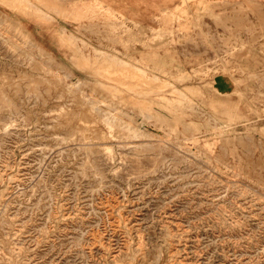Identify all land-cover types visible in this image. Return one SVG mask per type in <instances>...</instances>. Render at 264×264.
<instances>
[{
	"label": "rangeland",
	"instance_id": "374dc122",
	"mask_svg": "<svg viewBox=\"0 0 264 264\" xmlns=\"http://www.w3.org/2000/svg\"><path fill=\"white\" fill-rule=\"evenodd\" d=\"M0 264H264V0H0Z\"/></svg>",
	"mask_w": 264,
	"mask_h": 264
}]
</instances>
